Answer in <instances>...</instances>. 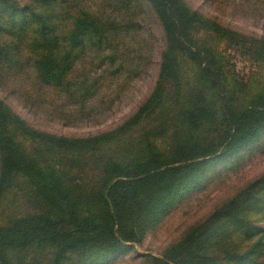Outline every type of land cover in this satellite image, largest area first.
<instances>
[{
	"label": "trees",
	"instance_id": "16d2710c",
	"mask_svg": "<svg viewBox=\"0 0 264 264\" xmlns=\"http://www.w3.org/2000/svg\"><path fill=\"white\" fill-rule=\"evenodd\" d=\"M30 1L0 0V91L33 117L54 114L84 122L106 114L111 104L94 105L96 98H114L150 72L149 63L139 64L143 44L150 45L147 20L161 31L160 61L144 101L102 132L50 133L0 98V215L5 211L8 217L0 222V264H14V251L44 244L55 248L50 264L95 251L104 257L120 253L127 243L139 244L159 206L216 157L200 159L228 157L264 127V87L251 94V81L231 83L222 72L219 45L242 37L184 0ZM263 47V41H251L258 62L264 60ZM185 63L189 71L182 70ZM240 98L251 99L241 106ZM214 123L221 125V136L209 146L205 134ZM20 189L26 192L25 210L17 206ZM208 224L193 227L161 258L146 260L213 263ZM260 231L251 246L234 247V264H264Z\"/></svg>",
	"mask_w": 264,
	"mask_h": 264
},
{
	"label": "rangeland",
	"instance_id": "374dc122",
	"mask_svg": "<svg viewBox=\"0 0 264 264\" xmlns=\"http://www.w3.org/2000/svg\"><path fill=\"white\" fill-rule=\"evenodd\" d=\"M30 5V0H16ZM65 1V0H64ZM63 1V2H64ZM76 2V0H73ZM192 9L204 14L221 26L234 31L241 40L233 39L219 45L222 72L227 73L232 84L250 82L249 92L261 91L264 87V60L258 62L255 56L258 52L250 49L251 41L264 42V0H184ZM70 0H68V4ZM17 21L21 19L18 17ZM149 22V23H148ZM145 30L149 31V42H145L141 58L142 66L150 64L148 75H142L135 85L127 84L123 91L114 92V98H96L94 105L109 106L110 110L95 119L84 122L62 119L57 115L47 118L42 115L33 117L14 96L4 97L0 91V98H8V104L27 123L40 129L48 130L65 136L93 134L108 130L115 122L128 116L140 102H143L156 78V66L160 61L157 54L160 41V29L154 21L144 23ZM154 50L149 52V50ZM264 47L262 48V51ZM191 64H182L183 71H189ZM196 69V68H195ZM197 75V73H196ZM127 83V81H125ZM231 86V84H230ZM251 98H240L241 106L247 104ZM209 103L218 100L207 98ZM217 105L216 110H218ZM93 108V105L92 107ZM57 116V117H56ZM219 117V115H215ZM221 120V118H220ZM216 125V123H214ZM221 125L212 127L209 134H205L209 146H216L220 139ZM202 132V131H201ZM204 136V135H201ZM171 141L164 143L168 145ZM208 164L199 167L194 172L195 181L184 187L182 192L175 196L167 205L159 206L155 216L147 224L139 244L127 243L128 249L105 257L97 251L79 259L73 256L66 264H150L146 256L161 258L163 253L176 243L186 240L193 227L205 223L211 226L210 235L212 244L209 249L215 255L210 264H234L231 258L234 247L238 244L251 246L261 238V229H264V127L254 133L247 145L238 151L220 156L217 153L200 159ZM84 168L91 171L88 165ZM17 206L25 210L23 196L26 192L18 191ZM261 199V202L258 201ZM4 205L11 206V201ZM219 210V211H218ZM217 211V212H216ZM219 215L218 220L211 218ZM8 222L7 213L0 215V222ZM146 226V225H145ZM242 248L240 252H244ZM55 255V248L44 244L42 247H31L12 252L14 264H50ZM252 256L247 258L250 262ZM78 261V262H77ZM151 261V260H150ZM248 264V263H240Z\"/></svg>",
	"mask_w": 264,
	"mask_h": 264
}]
</instances>
